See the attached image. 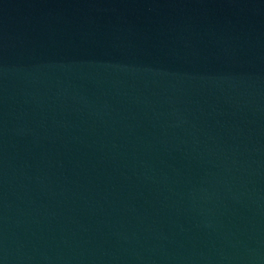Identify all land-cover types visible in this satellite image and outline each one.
<instances>
[{"label": "water", "instance_id": "95a60500", "mask_svg": "<svg viewBox=\"0 0 264 264\" xmlns=\"http://www.w3.org/2000/svg\"><path fill=\"white\" fill-rule=\"evenodd\" d=\"M0 264H264V0H0Z\"/></svg>", "mask_w": 264, "mask_h": 264}]
</instances>
